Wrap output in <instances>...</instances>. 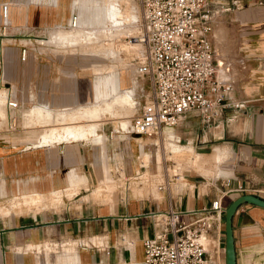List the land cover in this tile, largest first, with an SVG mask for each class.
<instances>
[{"label":"crops","instance_id":"obj_1","mask_svg":"<svg viewBox=\"0 0 264 264\" xmlns=\"http://www.w3.org/2000/svg\"><path fill=\"white\" fill-rule=\"evenodd\" d=\"M3 1L12 2H0ZM223 1L231 4V9L215 17L212 42L224 75L232 83L228 98L231 103L211 126L196 112H189L172 127L178 137L191 143L202 156L218 152L216 161L210 163L203 157L199 166L204 175L185 170L184 176L194 184L192 189L190 185L177 189L172 186L174 181H170L158 189L157 196L120 191L116 202L96 203L85 198L88 193L83 192L88 186L81 184L77 192L63 195V201L56 205L0 213V264H121L122 261L141 264L142 238L154 230L151 212L169 206L201 208L222 193V203L226 205L244 193L235 190L237 184L246 185L245 192L264 197V0ZM57 3V0L48 4L33 0L11 3L10 26L22 32L17 34L19 37H8V42L0 41V66L5 64L4 74L15 84L17 97L25 102H47L61 107L57 111H69L106 99L111 89L110 80L102 75L96 81L67 77L59 82L52 55L37 57L29 50L25 59L20 57V48L31 34L28 30L49 28V24L55 23L51 9ZM47 9L48 14L44 13ZM94 11L89 4L84 5L86 22L80 27L95 28L86 26L101 17ZM104 11L102 23L106 25L107 4ZM55 32L41 40L56 42L52 41ZM1 84H5L3 78ZM82 90L90 97L86 104L69 109L79 102ZM128 150L132 151L131 144ZM95 154V148L81 140L39 144V139L33 143V138H26L23 133H0V203L7 205L9 200H23L26 195L49 198L56 191L73 189L82 182V177L88 174L91 177L86 169L89 170L88 161ZM129 154L132 156V152ZM71 167L78 171L82 167L84 173L73 172ZM145 180L141 181H148ZM87 182L89 185V177ZM124 193L126 198L121 196ZM232 228L236 264H264V208L241 203L233 214ZM222 236L224 218L218 229L211 230L210 240L218 237L220 241ZM130 239L136 240L133 263Z\"/></svg>","mask_w":264,"mask_h":264},{"label":"rangeland","instance_id":"obj_2","mask_svg":"<svg viewBox=\"0 0 264 264\" xmlns=\"http://www.w3.org/2000/svg\"><path fill=\"white\" fill-rule=\"evenodd\" d=\"M11 1L12 4L15 3L18 4L23 0H11ZM25 1L32 2V0H25ZM33 1L48 4V2H51L52 0H33ZM112 1L114 2V0H57L58 2L57 5L52 7L51 9L52 15L55 16L54 18L55 23L49 24L50 25L49 28L28 30V32L35 34L36 35L35 38L38 39V40H32L33 43H29V44L30 46L34 47L32 51L37 57L42 55H52L55 57L59 82H61L64 78L67 77L69 79H78L80 77H83L84 81L86 79H89L90 81L93 79L94 81H96L100 75L107 76V78L110 80L109 89H111V92L104 100L111 101V99L113 100L116 96L120 95L121 93L129 92L128 94L131 96L129 99L131 100L130 103L127 102V103L115 104L113 105L112 107L113 109L111 111L109 112L107 111L101 114L99 117H96L97 119L96 118L90 119L82 115L84 114L83 113L84 109H86L87 107L89 108V107L97 106L98 104L101 103L104 106V100L95 104L82 106L81 108L79 107L76 109H72L80 104H86V101L90 98L89 94H87L85 90H82V93L80 92L79 94V102L75 105L70 106L69 109L72 110L69 111H60V110L57 111L61 107L50 106L47 102H24L17 109L8 110V108L5 105L4 93L9 92L11 90V92L14 91L13 93L17 95L18 90L15 84L4 74L3 67H5L4 66L5 64L3 65V60H2L3 67L0 66V79L3 78L4 83L10 85L11 89L5 88V84L0 85V133L1 134L23 133L26 136V138H33V143L34 140L39 139L40 144H52L53 142H59L58 140H55V136H57L58 133L63 134L68 124L69 126H78L80 124H83L84 126L87 125L88 127V124H92L93 122L94 123L96 122L95 124H97L98 134L95 135L88 134L86 138L81 139V141L84 142L87 146H92L96 150V154L93 155L94 159L90 158V160L88 161L89 170L86 169V174H88L89 172L91 174V177L89 176V174L87 175V177H89V185L87 182V177H82L81 180L82 182L78 186L74 187L73 189L61 190V192L56 191L54 192V194H49L50 195L49 198H46L45 195L44 196L26 195L25 199L23 200L12 199L8 201L7 205L0 203L1 214L17 212V210L20 209L30 210L35 208H41L44 206H48L49 204L56 205L63 201V197H62L63 195L71 196L73 193L77 192L81 184H84L86 187L88 186V190H86L83 193H88L85 195V198L89 197V200H91L92 202H96V203L110 202V201L116 202L119 199L118 196L120 194V191L121 192L124 191L123 187L121 186V184L123 183V179H122L123 175L130 176L129 189L126 190V192L127 191L129 192V195H131V192L133 191L132 188L138 186H144L143 188L148 187V189L154 186V188L158 190L157 184L159 182H163L164 179H166L167 172H168V176L170 178L172 177L171 178L172 180L170 181H174V183H172V186L176 185V183L179 182V179H177L178 177L172 175L171 168L174 167L173 159L167 157L164 158L163 163H161L163 167L161 166V168L158 169L157 166H155L154 161L152 160L149 161L150 156L146 155L149 152H152L157 149H161V150L163 149L162 151L164 152L165 149L163 147V144L166 143L167 141L164 133V130H167L166 128H164L163 131L161 132L162 136L147 135V136H143L142 138H138V139L136 138L142 144L143 143L146 144L144 149L147 151L144 152L145 154L144 157L142 156L141 153L138 159L137 154L139 153V149L137 142L135 141L136 135L133 134L130 135L129 133L126 132V130L124 131L123 129H118V127L117 128L115 127L116 124L121 125L123 120L129 121L130 124L129 119H131L132 115L135 113L137 108V103H135L136 105L133 103L134 101H137L138 98L140 97V95H137V93L139 94L144 91L148 92L150 88V83L147 77L139 76L137 75L136 72V65L139 59L142 57V54L144 53V46L140 44L142 46L141 47L139 44L135 43L137 41L133 40L134 39L133 35H137L141 30V24L143 21L141 6L138 0H131V1L120 0L121 5L123 7L121 12L122 16L120 18H122V20L124 21V26L119 28L117 27L113 28L110 25L109 16H108V23L106 25H103L102 23L104 22V18H105L104 16L105 4H108L109 2ZM12 4L11 6H13ZM87 4L91 6L92 12L95 10L98 14H101V17L97 18V21L91 24L86 23V26H91L95 28L79 27L82 22L84 23L86 22L83 21L85 18L83 14V9H84V5ZM132 5L135 8L132 7L131 9ZM113 9L116 10L117 12L119 10L115 5H113ZM133 10H135V12ZM72 11L78 14V25L76 27H71L67 24L70 13ZM49 12L50 11L48 9L47 11H44V13L46 14H48ZM136 16H138V18L137 20L134 18L135 19L134 21L133 17ZM114 22H118V21H114ZM86 26L84 25V27ZM84 29H86L87 31H85V33L78 35L79 37L78 36L77 38L75 37L76 40H73V42L66 41L65 39H60L56 42H47V41L44 42L40 40L42 38H47L49 34H52L57 30H63L62 32H70V31L73 32L75 30L84 31ZM65 30H69V31H65ZM21 32H22L21 29H17V28L14 29L10 25L4 28L2 26V20L0 19L1 42L3 43L8 42L6 40L8 37H11L13 39L15 38V36H17L18 33ZM26 41H28V39ZM49 53H54V54H49ZM0 65H1V61H0ZM140 86L143 87V89H141ZM141 90L144 91L141 92ZM41 103L44 104L47 103L48 106L51 107V109H53V110L50 109L51 115L49 121L46 117H41V118L39 116L37 117L38 114L36 112L35 114L33 113V111L29 110V108L32 107L43 108L44 106L41 105ZM127 110L130 112V114ZM116 121H120V123L119 122L116 123ZM53 129L55 132L53 131ZM173 132L175 134H178L176 130H173ZM42 138L44 139V141ZM155 139L158 140L157 145H150L149 143L154 141ZM70 140H78V139L73 138V139H69V141ZM179 143L187 144L183 139H181V142ZM129 144H131L132 151L130 152H132V156L129 154L130 153L128 150ZM99 147L101 148L100 154H99ZM126 150H128V153ZM217 154L218 152H213V154L210 156L204 155L201 158V162L203 160V157H205L207 161L210 160L212 161V162L209 161L210 163H214L218 157ZM156 155L158 158H160L159 153H156ZM164 156L167 155L164 154ZM141 157L142 159H140ZM140 160H144L145 162L149 161L148 167L146 168L139 167ZM131 162L133 164V167H131ZM102 166H104L106 170H109L113 178L116 177L113 182L114 186H112L111 188L110 187L107 188L101 182L103 175V173L101 174ZM165 167L168 168L167 171H165ZM72 169L73 172L84 173L82 167L79 169L80 172L75 167L70 168V170ZM138 169L140 171L139 173L145 172L141 176L142 178L133 177L136 174L135 173L136 170ZM185 170L183 171L184 173L187 172ZM189 172L194 173V171L191 170L188 171V173ZM153 173H157V175L156 174L152 175ZM69 174L70 172H68V175ZM147 175H148L147 178L148 181H146L147 182L146 184L143 181H141V179L142 180L146 179L143 177ZM190 182L192 181L188 180V183ZM137 193L138 190H135L133 195L137 196ZM128 238L130 237L128 236ZM128 244L131 251L130 260L133 263L135 261V259L133 258V252L136 245V240L130 239L128 241ZM121 264H130V263L128 262L126 263L122 261ZM219 264H224V236H222L220 240Z\"/></svg>","mask_w":264,"mask_h":264},{"label":"built area","instance_id":"obj_3","mask_svg":"<svg viewBox=\"0 0 264 264\" xmlns=\"http://www.w3.org/2000/svg\"><path fill=\"white\" fill-rule=\"evenodd\" d=\"M143 21L141 30L134 37L144 46V53L136 65L137 75L149 79L148 92L140 95L137 108L130 119L129 134L158 136L164 128L174 127L187 113L196 112L208 126L220 117L228 100L232 83L223 72L213 45L214 19L218 13L231 9L223 0H138ZM11 2L0 3L2 26L10 25ZM67 24L78 25V14L71 12ZM58 26V25H56ZM20 48V57L25 59L29 43L38 40L31 33ZM41 40V39H40ZM141 87V86H140ZM143 89V87H141ZM141 98V99H140ZM31 98L29 97V100ZM24 99L8 93V110L19 108ZM44 104V103H41ZM48 106L47 103H45ZM181 142L180 137L174 138ZM139 149L145 143L136 141ZM157 145V142H150ZM174 162V161H173ZM139 167L146 168L142 160ZM168 168L165 167V171ZM137 170L134 178H142ZM175 176V174H172ZM157 184L164 188L172 180ZM148 180V176L143 177ZM130 176L123 175L121 186L126 192ZM247 186L237 184L235 190L245 192ZM123 198H126L124 193ZM223 193L210 201L208 206L196 209H176L151 212L154 230L142 238L143 259L141 264H219L220 241L210 242V232L223 224Z\"/></svg>","mask_w":264,"mask_h":264},{"label":"bare ground","instance_id":"obj_4","mask_svg":"<svg viewBox=\"0 0 264 264\" xmlns=\"http://www.w3.org/2000/svg\"><path fill=\"white\" fill-rule=\"evenodd\" d=\"M131 1V0H130ZM113 5H115L119 10L118 12L116 10L113 9ZM131 5V4H130ZM132 7H134L133 5L131 6V9ZM122 5H121V1L120 0H114V2H109L107 4V12H108V16H109V22H110V25L111 27H122L124 26V21L122 20V18H120L122 16L121 12H122ZM135 8V7H134ZM137 9V7H136ZM135 12V10H133ZM107 16V17H108ZM136 19L138 18V16L136 17H133V19ZM134 19V21H135ZM140 19V18H139ZM114 21H118V22H114ZM133 21V22H134ZM137 23V22H136ZM135 25V24H134ZM80 27V26H79ZM78 27V28H79ZM76 28V29H78ZM138 31V30H137ZM82 33H85L83 30H75L73 32H62V31H56L53 36H52V41H58L60 39H65L66 41H72L73 40H76L75 37L77 38L78 35L82 34ZM85 35V34H83ZM135 36V35H133ZM49 37V36H48ZM51 37V36H50ZM79 37V36H78ZM132 37V36H131ZM50 39V38H49ZM135 40V39H133ZM60 42V41H59ZM75 42V41H74ZM135 42V41H134ZM58 43V42H57ZM136 44H139L140 43L137 41L135 42ZM1 45V44H0ZM120 45V44H119ZM141 46V45H140ZM142 47V46H141ZM1 50V48H0ZM2 59V56L0 55V61ZM0 82H1V79H0ZM5 88H10L11 89V86L6 84L5 85ZM13 91V90H12ZM14 92V91H13ZM12 92V93H13ZM8 93L9 92H6L4 93V97H5V105L7 103V97H8ZM129 92H125V93H121L120 95L116 96L113 100L111 99V101H105L104 100V106L101 104H98L97 106H94V107H87L86 109H84V114H82L83 116H86L90 119L92 118H96V117H99L101 114L105 113V112H109L111 111L113 108V105L115 104H119V103H127V102H131L130 99V95L128 94ZM34 96V95H33ZM2 99V98H1ZM129 100V101H128ZM135 104V101L134 103ZM44 107L43 108H37V107H32V108H29V110L33 111V113H37V117L39 116L40 118L41 117H46L49 121L50 119V109H47L48 107L45 105V104H42ZM136 105V104H135ZM46 107V108H45ZM128 111V110H127ZM126 111V112H127ZM28 112V111H27ZM115 112V111H114ZM129 112V111H128ZM127 112V113H128ZM35 113V114H36ZM82 113V112H81ZM80 113V114H81ZM111 113V112H110ZM130 114V112H129ZM31 115V114H30ZM117 115V114H116ZM85 117V118H86ZM101 118V117H100ZM97 119V118H96ZM130 120V119H129ZM67 121V120H66ZM120 121H116V123ZM96 123V122H95ZM94 122L92 124H88V127L87 125H83V124H80L78 126H69V124L66 126V129L65 131L63 132V134H59L58 132V135L55 136V140H58V141H69V139H78V140H81V139H84L88 136V134H91V135H95V134H98V131H97V124H95ZM102 123V122H101ZM54 127H57V126H54ZM60 127V126H59ZM65 127V126H64ZM116 128L118 127V129H123L124 131L128 130L129 129V121H126V120H123L122 124H116L115 126ZM174 128V127H173ZM56 129V128H55ZM167 130H164V133H165V137H166V143L163 144V147H164V152L161 150V149H157V150H154L152 152H149L148 154L146 155H149L150 156V160L149 161H154L155 163V166H157L158 169L161 168V163H163V159L164 158H171L173 159L174 161V167L171 168L172 170V174H175L176 177H178L177 179H179V182L176 183V185H173L175 186L177 189H182L183 187H188V185H190V189L193 188L194 184L193 182H190L188 183V179L184 176V170L185 169H189L191 171H195V172H200L201 174H203V171L201 169V167L199 166L201 164V158H202V153L195 150L194 146L191 144V143H187V144H182V143H179L177 142L174 138L177 137V135L173 132V130L170 128H166ZM64 130V129H63ZM49 131V129H48ZM54 131V129H53ZM58 131V130H57ZM122 131V130H121ZM55 132V131H54ZM45 134V133H44ZM49 134V133H48ZM162 134V133H161ZM56 135V134H55ZM131 135V134H130ZM43 136V135H42ZM162 136V135H161ZM45 138V137H44ZM159 138V137H158ZM43 139V138H42ZM53 139V138H52ZM157 139V138H156ZM154 140L152 142H157L158 143V140ZM44 141V139H43ZM48 141V139H47ZM46 141V142H47ZM53 142V141H52ZM51 142V143H52ZM160 142V141H159ZM40 144V143H39ZM160 144V143H159ZM158 148V147H157ZM161 148V147H160ZM146 150L144 148L141 149V152L142 153V156L144 157V152ZM147 152V151H146ZM153 153V154H152ZM156 153H159L160 154V158L157 157ZM167 155V156H164ZM141 155V154H140ZM152 157V158H151ZM119 159V158H118ZM130 159V158H129ZM139 159V158H138ZM142 159V157L140 158ZM118 161V160H117ZM144 161V160H142ZM149 161L148 162H145L144 161V164L146 165H149ZM119 163V162H118ZM129 165V164H128ZM116 167V166H115ZM163 167V166H162ZM139 170V169H138ZM137 171V170H136ZM147 171V170H146ZM119 172V171H118ZM117 172V174H118ZM103 173L102 175V184L105 185L107 188H111L113 185V182H114V179L116 178H113V176L110 174L109 170H106L104 166H102L101 168V174ZM114 173V172H113ZM127 173V172H126ZM130 173V172H129ZM145 173V172H143ZM142 173V175H143ZM219 173V172H218ZM149 174V173H148ZM157 173H153L152 175H154ZM160 174V173H159ZM158 174V175H159ZM116 175V174H114ZM150 175V174H149ZM204 175V174H203ZM148 176V175H147ZM146 177V176H144ZM151 178V177H150ZM123 179V178H122ZM160 179V178H159ZM132 180V179H131ZM134 180V179H133ZM139 180V179H137ZM142 180V179H141ZM146 181V180H145ZM151 182V181H150ZM132 183V182H131ZM139 183V182H138ZM146 183V182H145ZM143 184V182H142ZM147 184V183H146ZM154 184V183H153ZM134 185V184H133ZM145 185V184H144ZM150 185V184H149ZM116 186V185H115ZM138 186V185H137ZM148 186V185H147ZM144 186H138V187H134L132 188L133 191H132V194L134 193L135 190H138V193L137 195H142L143 194H149V193H152L154 196H157L158 194H160V192L153 187L149 188H143ZM131 189V190H132ZM123 196V195H122ZM135 197V196H134ZM141 197V196H140ZM125 201V200H124ZM211 243H213L212 240H210Z\"/></svg>","mask_w":264,"mask_h":264},{"label":"water","instance_id":"obj_5","mask_svg":"<svg viewBox=\"0 0 264 264\" xmlns=\"http://www.w3.org/2000/svg\"><path fill=\"white\" fill-rule=\"evenodd\" d=\"M220 63V62H219ZM252 203L264 208V197L244 192L231 199L224 208V264H236L232 217L241 203Z\"/></svg>","mask_w":264,"mask_h":264}]
</instances>
